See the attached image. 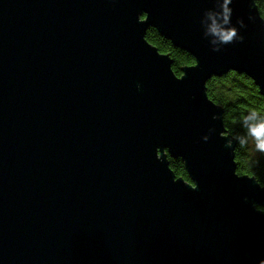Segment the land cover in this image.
Instances as JSON below:
<instances>
[{"label": "water", "instance_id": "95a60500", "mask_svg": "<svg viewBox=\"0 0 264 264\" xmlns=\"http://www.w3.org/2000/svg\"><path fill=\"white\" fill-rule=\"evenodd\" d=\"M216 2L0 0V264H264V186L207 94L236 71L264 97V18L232 0L216 51Z\"/></svg>", "mask_w": 264, "mask_h": 264}, {"label": "trees", "instance_id": "16d2710c", "mask_svg": "<svg viewBox=\"0 0 264 264\" xmlns=\"http://www.w3.org/2000/svg\"><path fill=\"white\" fill-rule=\"evenodd\" d=\"M255 4L264 18V0H255ZM145 37L159 52L171 56L173 59L172 69L178 76L182 75L183 67L195 64V58L189 52L176 47L156 28L150 27ZM207 94L211 100L224 109L223 120L227 135L236 140L237 172L240 175L248 174L255 177L264 186V152L256 150L255 147L252 148L251 140L247 144L240 143V137H243L246 132L240 123V114L249 108H256L264 112V97L260 94L258 86L245 73L229 71L222 76H213L207 82ZM167 159L177 177H183L190 181L181 158L167 155Z\"/></svg>", "mask_w": 264, "mask_h": 264}, {"label": "clouds", "instance_id": "9594fccd", "mask_svg": "<svg viewBox=\"0 0 264 264\" xmlns=\"http://www.w3.org/2000/svg\"><path fill=\"white\" fill-rule=\"evenodd\" d=\"M216 3V9L206 12L202 24L204 25V35L210 39L214 50L219 51L220 46L230 44L237 39L242 41L243 36L238 35V28L232 25V8L230 7L232 0H217ZM239 120L246 130L245 135L240 137V143L247 144L251 140L254 142L256 150L264 152V112L256 108H249L240 114ZM208 138L207 135L203 137L205 141ZM227 146L230 147L231 144L229 143Z\"/></svg>", "mask_w": 264, "mask_h": 264}, {"label": "rangeland", "instance_id": "374dc122", "mask_svg": "<svg viewBox=\"0 0 264 264\" xmlns=\"http://www.w3.org/2000/svg\"><path fill=\"white\" fill-rule=\"evenodd\" d=\"M250 145H251V147H252V148H254V147H255V144H254V142H253V141H251V144H250Z\"/></svg>", "mask_w": 264, "mask_h": 264}]
</instances>
